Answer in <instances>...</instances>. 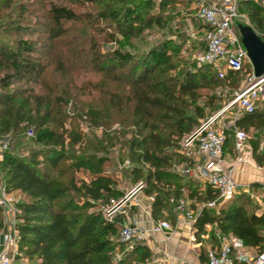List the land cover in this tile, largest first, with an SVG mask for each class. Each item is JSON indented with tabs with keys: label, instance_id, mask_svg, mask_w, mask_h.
<instances>
[{
	"label": "trees",
	"instance_id": "1",
	"mask_svg": "<svg viewBox=\"0 0 264 264\" xmlns=\"http://www.w3.org/2000/svg\"><path fill=\"white\" fill-rule=\"evenodd\" d=\"M13 1L0 0V136L11 135L9 148L1 152L0 185L9 193L26 196L18 203L16 227L19 251L31 264H114L118 252L122 256L117 264H149L153 254L148 246L139 242L127 249L119 238L123 225L104 213L110 199L121 194L117 181L105 170L111 161L109 150L118 144L123 152L121 161L130 162L127 173L131 180L143 181L144 193L153 199L155 220L167 212L175 221L171 199L191 198L205 203L195 215L198 234L207 224H217L221 232L236 235L245 246L263 250L264 216L250 215L234 200L239 194L230 205L220 206L213 186L206 184L200 190L198 183L172 170L173 164L190 162L181 151L182 141L201 119L222 107L223 96L217 89L226 79H220L210 65L183 58L184 43L171 36L145 49L137 41H142L147 29H167L165 9L190 0H45L46 38L31 37L39 32L34 26L6 20L4 9L12 7ZM156 6L160 13L154 12ZM27 11L22 5L18 21ZM239 11L247 14L264 41V6L242 0ZM82 21L98 28L106 22L100 30L113 45L108 51H100L95 44L89 53L90 63L121 90L110 93L106 111L90 108L82 114L98 125L120 124L122 130L107 135L108 140H84L81 133H67L63 124L57 123L51 104L31 89L14 88L17 83L28 84L42 76L47 68L42 51L57 48V43L71 33V25ZM3 35L16 37L7 41ZM75 44H79L77 36L65 43L72 54L77 53ZM58 63L62 65V61ZM242 72L229 76L234 87ZM238 124L247 133L263 131L264 99ZM30 129L33 136L26 140ZM227 144L234 145L233 139ZM77 145L80 152L75 150ZM253 146L257 159L264 156ZM67 160L72 161L69 168L87 170L91 180L79 181L75 176L63 180ZM212 201L215 205L209 206ZM4 226L0 207V230Z\"/></svg>",
	"mask_w": 264,
	"mask_h": 264
},
{
	"label": "built area",
	"instance_id": "2",
	"mask_svg": "<svg viewBox=\"0 0 264 264\" xmlns=\"http://www.w3.org/2000/svg\"><path fill=\"white\" fill-rule=\"evenodd\" d=\"M195 1L198 5L196 16L206 26V30L205 48L199 50L193 56V60L199 65H210L220 79H228L231 74L243 71L245 64L251 62L241 34L236 29V25L243 17L239 11V3L242 0ZM252 1L264 6V0ZM263 89L264 77H257L252 66L243 87L234 91L231 98L221 108L207 116L194 132L183 139L181 151L185 156L191 158L197 151L204 156V162L175 165V171L186 176L195 175L202 179L217 190L219 198L223 201L233 198L240 188L233 180L231 173L223 167L225 144L228 139H233L237 160L243 161L246 158L248 133L239 126L238 121L244 114L254 112ZM29 134H33L32 130ZM124 164L130 166L128 160ZM144 187L145 183L138 181L133 184L126 195L120 198L112 197L104 209L105 215L113 220L118 213L123 212L132 197L142 192ZM171 201L175 204L176 211L188 221L195 219L194 212L189 210L184 199L174 200L172 198ZM134 204H140V202L137 201ZM208 205L214 206L215 201L209 202ZM0 207L5 225L0 233V245L2 246L0 264H13L20 255L17 220L12 216L16 213L17 207L10 199V193L2 185H0ZM173 230L174 225L166 219L154 222L149 228L137 222L128 223L123 226L119 238L120 242L130 249L144 240L146 235ZM218 238V245L210 247L207 251L208 264H264V249L257 254H252L245 249L243 241L233 235L219 234ZM121 256V252L116 254L118 259ZM168 261L169 257L156 258L155 264H167Z\"/></svg>",
	"mask_w": 264,
	"mask_h": 264
},
{
	"label": "rangeland",
	"instance_id": "3",
	"mask_svg": "<svg viewBox=\"0 0 264 264\" xmlns=\"http://www.w3.org/2000/svg\"><path fill=\"white\" fill-rule=\"evenodd\" d=\"M55 2H63V0H55ZM186 3V1H185ZM185 3H175L168 6L163 15L168 20V28L161 29L159 27H153L147 29L143 34L142 41H137L138 46L142 49L148 48L152 44L161 42L162 40L171 36L177 42L184 43L181 56L187 59L190 58L193 60V56L198 52L197 46L187 47L189 38H191L190 30L187 29V20L190 12L187 9H183ZM24 5L28 8V11L24 13L21 21H18L20 17L18 16L21 11V7ZM48 4L45 0H14L12 2V7L4 9V14H6V20H14L15 22H21L23 25H31L36 28L39 32L33 33L30 36L33 38H46L47 34L44 32L46 28L47 19L45 18V13L47 10ZM84 11L83 8L79 9ZM154 12L160 13L159 6H156ZM37 15V16H36ZM193 18V17H191ZM239 23H246L251 25L249 17L247 14H243V17L240 19ZM106 22L101 23V28L106 26ZM199 25V23L197 22ZM87 21H82L71 25V33L64 37L57 43V48L52 50L42 51V59L44 60L47 68L42 76H40L36 81L30 82L28 84L17 83L15 87H22L31 89L34 93L41 96L43 101H47L50 106L53 108L56 116L57 123L62 126V129H65L67 133L74 132L75 134L81 133L84 140H108L107 135L114 136L115 132H120L122 127L117 122L107 123L98 125L96 121L91 120L90 118L83 117L82 114H86L90 108L94 110L106 111L108 99L111 92H118L121 88L118 86V83L112 81L110 77L106 76L104 73L97 71L93 68L90 63V51L98 45L100 51H108L111 46V43L107 42V39L104 37V33L101 32V28L95 27ZM181 28V32L178 34L176 31ZM238 32V24L236 25ZM260 36L262 33L255 30ZM4 38L8 40H13L16 35H3ZM26 37L29 35H25ZM73 36L78 37L79 44H75V50L77 53L72 54L70 47H66L65 43L67 40H71ZM136 42V43H137ZM96 44V45H95ZM62 61V65H59L58 62ZM252 67L251 63H246L244 70L239 74L236 84L237 87L232 85V80L226 79L224 85L217 89V94L223 96L222 104H225L233 94L234 91L243 87L245 84L247 74L249 69ZM264 99V89L261 94L260 100ZM68 100V101H66ZM215 112V111H214ZM105 112H103L104 114ZM209 113L207 116L212 114ZM112 114H115L112 112ZM106 115V113H105ZM108 115V114H107ZM115 116V115H114ZM113 116V119H114ZM206 116V117H207ZM205 117V118H206ZM199 121V125L205 119ZM105 120V119H104ZM52 125V123H51ZM196 127V128H197ZM31 130V129H30ZM27 131L26 140L33 136ZM11 135H1L0 136V157L1 152L5 149H8V143L10 142ZM30 147L32 145H29ZM121 145L111 147L109 150V156L111 161L105 166L107 174H110L117 181V190L121 192L120 198L126 195L133 186L134 182L131 180L127 171L129 166H126L122 162L119 155L122 154ZM75 150L79 151L78 145L75 147ZM178 152V149L175 150ZM180 152V151H179ZM120 159V160H119ZM71 160H67L63 164V168L66 169V174L62 177L66 182L70 179L71 176H75L79 181L84 179L90 181V173L87 170H77L69 168L68 164H71ZM183 163L173 164L172 170L179 174L182 177H185L183 174L175 171V165H181ZM26 196L21 192L10 193V199L16 205V213H13L12 216L16 218L19 214L18 203L24 200ZM152 197L147 196L144 191L136 194L130 202L139 201L142 205H146L151 202ZM128 202L127 205L130 204ZM126 205V206H127ZM124 207V209L126 208ZM128 208V207H127ZM124 211V210H123ZM155 257L149 261V264H155ZM119 260H114V264H117Z\"/></svg>",
	"mask_w": 264,
	"mask_h": 264
},
{
	"label": "crops",
	"instance_id": "4",
	"mask_svg": "<svg viewBox=\"0 0 264 264\" xmlns=\"http://www.w3.org/2000/svg\"><path fill=\"white\" fill-rule=\"evenodd\" d=\"M190 1L191 2L186 3L185 6L183 5L181 9L182 11L183 9H187L190 12V18L186 19V28H189L191 38H189L186 45L187 47L197 46L199 51L205 48L204 34L206 26L196 16L198 7L197 2L195 0ZM180 32L181 28L176 31L178 34ZM253 145L257 148L258 154L264 152V130L259 133H256V131L252 133L248 132L245 150L246 158L243 161L237 160V153L234 145L227 144L224 149L223 167L227 172L231 173L233 180L240 188V191L237 193L239 195H237L234 200H238L239 205H242L250 215L254 214L256 217L260 218L264 216V156L260 155V159H257L252 151ZM204 159V156L196 151L190 158V162L183 164L192 165L203 163ZM184 176L186 179L191 178L198 183V185H200V190H203L204 186L207 184L195 175ZM239 198H241V200ZM232 199L233 198L225 201L220 199L221 202H219V205L222 206L226 204L228 206L233 202ZM152 200L153 199L146 205L130 202L124 211L118 213L114 219L123 226L128 223L137 222L141 226L147 228L151 227L153 223L158 220H169L174 225V230L172 232L163 231L152 233L146 235L144 240L141 241L152 251V257H169L167 264H208V249L217 246L219 243L218 235L224 234L221 232L218 225L207 224L204 231L198 234L197 228L194 225L195 219L193 221H188L183 215L178 213L176 209L174 212L176 216L175 221L168 216L167 212H165L163 217L155 220L151 212ZM186 202L189 210L193 211L194 215H197L200 209L205 205V203L195 201L191 198ZM262 227L261 233L264 236V225ZM2 231L3 229L0 230V233ZM228 234L237 237L232 233ZM1 249L2 246L0 245V252ZM245 249L252 254H257L262 251L259 250V246H245ZM13 264L31 263L24 257L23 253L20 252V255L17 256Z\"/></svg>",
	"mask_w": 264,
	"mask_h": 264
},
{
	"label": "water",
	"instance_id": "5",
	"mask_svg": "<svg viewBox=\"0 0 264 264\" xmlns=\"http://www.w3.org/2000/svg\"><path fill=\"white\" fill-rule=\"evenodd\" d=\"M242 42L257 77H264V41L254 28L246 23H238Z\"/></svg>",
	"mask_w": 264,
	"mask_h": 264
}]
</instances>
